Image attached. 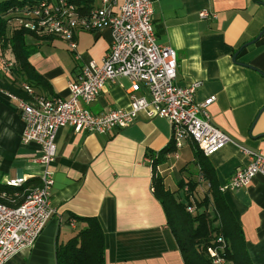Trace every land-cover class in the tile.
Segmentation results:
<instances>
[{
	"label": "crops",
	"instance_id": "crops-1",
	"mask_svg": "<svg viewBox=\"0 0 264 264\" xmlns=\"http://www.w3.org/2000/svg\"><path fill=\"white\" fill-rule=\"evenodd\" d=\"M88 1L90 8L101 4ZM152 8L157 39L176 51V81L201 82L197 101L215 96L209 106L211 120L230 140L207 161L221 185L248 163L247 150L264 152V0H152ZM202 11L208 15L201 17ZM74 38L78 58L62 39L28 36L34 49L28 61L42 78L32 86L37 94L67 97L68 82L89 60L101 63L112 34L105 26L77 30ZM236 52L237 63L232 59ZM129 85L126 78L107 82L87 108L94 115L128 109ZM12 96L0 87V188L6 190L11 188L6 180H38L42 168L39 146L21 141L23 122ZM171 146L168 120L148 118L144 112L131 125L108 134L60 128L50 166L55 214L34 244L7 264H57V246L87 226L78 219L83 217H95L101 226L105 264H184L152 182L155 174L168 190L176 191L181 181L196 180L195 144L185 140L166 153L158 171L146 161ZM222 194L242 228L251 262L264 264V175Z\"/></svg>",
	"mask_w": 264,
	"mask_h": 264
},
{
	"label": "built area",
	"instance_id": "built-area-1",
	"mask_svg": "<svg viewBox=\"0 0 264 264\" xmlns=\"http://www.w3.org/2000/svg\"><path fill=\"white\" fill-rule=\"evenodd\" d=\"M101 4L81 12L71 0H40L37 3L9 11V23L14 28L26 29L37 35H50L67 42L75 53L77 30L111 29L112 40L100 64L89 60L83 64L76 79L68 82L67 97H46L37 94L22 82V89L31 96L17 100L23 130V144L34 143L40 148L38 162L41 172L39 184L27 190L24 201L17 206L0 202V264H7L22 249L31 247L55 214L50 202L54 177L50 170L56 155V135L60 128L70 126L76 132L111 133L131 125L140 112L148 118L164 117L171 127L172 143L180 148L185 140L193 142L206 157L219 151L230 137L211 120L209 106L215 96L197 101L199 81L180 84L176 81L177 55L174 48L157 39L152 25V0H100ZM1 15V14H0ZM207 12H200L206 17ZM0 67L10 73L13 62L0 57ZM126 78L130 85L128 109L108 110L94 115L87 108L103 90L107 82ZM142 91V95H137ZM248 163L237 167L228 180L218 186L221 193L248 185L258 174L264 175V152L246 151ZM158 154L147 157L153 170ZM155 176V174H154ZM205 183L202 177L199 178ZM25 177L4 182L9 187H20ZM186 190V187H185ZM5 196V190L1 197ZM193 212L194 206H187ZM220 247H208L213 264H225Z\"/></svg>",
	"mask_w": 264,
	"mask_h": 264
},
{
	"label": "trees",
	"instance_id": "trees-1",
	"mask_svg": "<svg viewBox=\"0 0 264 264\" xmlns=\"http://www.w3.org/2000/svg\"><path fill=\"white\" fill-rule=\"evenodd\" d=\"M40 0H0V57L13 62L10 73L0 67V87L24 100H30L21 87L25 82L33 86L42 78L34 71L28 58L33 52L28 36L49 39L54 36L37 35L26 29L14 28L9 20V11L30 6ZM83 13L91 6L88 0H71ZM174 145L158 154L156 164L162 162L166 153L174 149ZM196 180L181 181L176 191L168 190L160 176H154L152 187L155 197L159 200L165 213L166 223L181 254L184 264H213L207 253L208 247H220L217 241H224L220 255L225 264H253L249 257L245 237L238 220L233 215L223 194L218 190L213 168L196 147ZM202 177L205 183L200 181ZM39 184L37 179L27 180L20 187L8 190L0 188V202L10 206L21 204L27 190ZM186 187V190H185ZM5 190V196L1 197ZM194 206V211H187V206ZM87 226L80 228L66 243L56 248L57 264H105L104 234L95 217L78 218Z\"/></svg>",
	"mask_w": 264,
	"mask_h": 264
},
{
	"label": "water",
	"instance_id": "water-1",
	"mask_svg": "<svg viewBox=\"0 0 264 264\" xmlns=\"http://www.w3.org/2000/svg\"><path fill=\"white\" fill-rule=\"evenodd\" d=\"M254 41V40H253ZM251 43V42H250ZM249 43H246V44H243V46L242 47H245L246 45H248ZM237 54H238V52H236L234 55H233V61L234 62H236L237 63V61H236V57H237ZM248 67H251V66H248ZM257 119V118H256Z\"/></svg>",
	"mask_w": 264,
	"mask_h": 264
}]
</instances>
